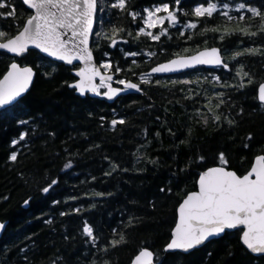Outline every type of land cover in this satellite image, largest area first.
<instances>
[{
  "label": "trees",
  "instance_id": "16d2710c",
  "mask_svg": "<svg viewBox=\"0 0 264 264\" xmlns=\"http://www.w3.org/2000/svg\"><path fill=\"white\" fill-rule=\"evenodd\" d=\"M3 2L11 7H0V31L13 36L33 12L23 0ZM209 2L227 3L234 19L224 17L223 9L211 17L192 15L195 6ZM239 3L264 13V0H181L180 23L164 24L168 32L158 41L137 38L142 19L134 20L126 6L113 7L109 34L94 40L96 58L109 60L115 72L121 69L119 77L141 82L143 91L112 103L80 96L69 86L79 65L35 49L21 57L0 50V78L15 59L37 70L30 91L0 112V219L7 221L0 264H131L144 248L155 252L159 264H264V254L255 255L243 244L242 228L189 253L164 251L179 204L197 189L203 170L221 164L220 153L240 174L264 154V103L258 97L264 82V32L259 31L264 21L247 8L237 11ZM12 8L15 16H8ZM190 21L197 22L195 29L184 27ZM214 28L221 31H204ZM239 28L258 34L245 35ZM113 29L123 30L115 36V48L110 40L105 46ZM150 31L159 34L160 27ZM214 45L222 48L228 68L199 66L150 75L149 83L140 79L156 63ZM238 52L244 54L233 59ZM241 67L251 78L248 83L245 77L244 87L237 74ZM121 119L124 123L112 126ZM53 180L57 183L45 193ZM85 222L93 228L94 243L83 232ZM121 235L124 241L112 247Z\"/></svg>",
  "mask_w": 264,
  "mask_h": 264
},
{
  "label": "snow or ice",
  "instance_id": "6c2138e0",
  "mask_svg": "<svg viewBox=\"0 0 264 264\" xmlns=\"http://www.w3.org/2000/svg\"><path fill=\"white\" fill-rule=\"evenodd\" d=\"M24 3L35 9V15L26 20L23 30L15 36H7L4 31H0V38L6 39V42H0V49L16 55H23L32 45L68 64H73L74 61H82L84 66L79 68L77 73L80 77L79 81L69 85L76 88L81 95L92 92L113 99L123 91L140 90L138 84L123 79L116 81V83L123 86L122 88L112 87L113 76L101 72V68L110 71L112 68L111 63L104 62L97 66L94 62L92 50L89 48V37L93 30L97 0H24ZM174 3V8L167 3H163L151 10L145 9L146 16L141 17V19L146 27L139 28L137 38H139V35H144L158 41L161 36L166 35L168 32V28L163 27L165 21H168L172 27L180 23L177 12H183V9L179 7L181 0H174ZM113 6L124 9L126 0H118V3ZM0 7L11 6L0 0ZM228 7L227 3L219 6L217 3L212 2L207 3L206 6L201 3L194 7L192 15L197 18L211 17L214 13L223 9L222 15L228 20H232L234 18L229 15ZM246 8L253 16L260 17L264 21V13H261L259 9L248 7L244 3H239L236 6L237 11ZM160 13H165V15H159ZM7 15L15 16V9L12 8ZM131 15L135 20L139 13H131ZM244 19L245 16L240 15L239 20L243 21ZM158 26L160 32L154 35L150 29H155ZM184 27L195 29L197 22L190 21ZM236 30L250 36L258 34L248 28ZM121 31L123 30L113 29V35L106 37L111 41L113 47L118 42L115 36ZM204 31L221 30L214 28L205 29ZM223 31L230 34L228 29ZM259 31L264 32V23H261ZM181 34L183 35V32ZM221 39H223V35ZM259 51V49L246 50L249 54ZM243 54L238 52L232 58L236 59V57ZM129 55H137V53H130ZM148 55L154 56L155 53H149ZM199 65H215L228 68V64L224 62L219 49L206 48L202 51L198 50L194 55H178L176 59L152 68L151 73L177 72L195 68ZM116 71L119 72L121 69L117 68ZM151 73L142 75L140 77L141 81L143 83L151 82ZM33 74L31 67H21L15 62L11 63L10 70L0 79V108L11 105L28 90ZM237 74L241 80L240 87L245 86L243 83L245 77H248V83H251L249 74L244 72L242 67ZM97 77L99 78V84L95 82ZM173 83H176V81H173ZM181 83L192 82L181 81ZM196 83H199V81H196ZM101 88L107 90L101 93ZM258 91L259 99L264 101V84L259 85ZM218 95L222 96V93ZM216 107H219V104ZM215 119L219 120L220 116L216 115ZM117 123L122 124L124 121L122 119L111 121L113 127ZM20 139H24V136L22 135ZM13 143H18V141ZM10 159L15 161L17 154L13 153ZM200 159L203 160V157ZM219 160L221 166L208 168L204 171L199 176V190L188 194L180 204L178 209L179 221L175 226L172 239L165 246L164 251H189L200 246L210 237L219 236L227 229H236L243 226V244L253 253L264 254V154L255 158L253 166L243 176L237 175L235 171L226 168L228 161L223 153L219 154ZM65 167H70V163L66 164ZM56 183L57 181L53 180L43 191L47 193ZM161 191L164 190L161 189ZM75 211L79 212L80 209ZM4 227L5 225L0 223V229ZM83 232L92 239L93 243L95 242L93 228L88 226L86 222ZM124 239V236L121 235L119 240L110 242L111 246L116 247ZM153 259L154 253L144 248L135 256L133 264H153Z\"/></svg>",
  "mask_w": 264,
  "mask_h": 264
},
{
  "label": "water",
  "instance_id": "95a60500",
  "mask_svg": "<svg viewBox=\"0 0 264 264\" xmlns=\"http://www.w3.org/2000/svg\"><path fill=\"white\" fill-rule=\"evenodd\" d=\"M23 2H24V0H23ZM25 4H26V3H25ZM26 6H27L30 10H32V12H33L32 15H35V9H32L28 4H26ZM97 13H98V0H97V11H96V14H95V17H94V22H93V30H92V34H91L90 37H89V48L92 50L95 64H96L97 66H99L100 63L97 61V58H96V55H95V52H94V49H93V38H94V33H95V28H96ZM32 15H30V16H32ZM30 16H29V17H30ZM29 17H28V18H29ZM25 24H26V22H25ZM25 24H24V26H25ZM24 26H23V27H24ZM22 30H23V28H22L20 31H22ZM18 33H19V32H18ZM18 33H16L15 35H17ZM15 35H13V36H15ZM0 42H6V39H4V40H0ZM206 48H207V49H211V48H217V49H219V50H220V54H221V56H222L224 62L227 63V60H226L225 55H224V53H223V50H222V48H221L220 46H218V45L207 46V47L201 48V49H199V50L202 51V50H205ZM30 49L38 50V51L41 52L43 55H45V56H47V57H50V58L53 59V60H56V61L62 62V63H64V64H66V65H79V67H78L77 69H74V70H73V73H74V75L76 76V79H75V81L71 82L70 85H72V84H74V83H77V82L79 81L80 77L77 75V73H78L79 68H81V67L84 66L82 61H74L73 64H68L67 62H65V61H63V60H60V59H58L57 57H53V56L49 55L48 53H44L41 49H38V48H36L35 46L30 45L28 51H29ZM0 50H2V49H0ZM2 51H6V50H2ZM28 51H27V52H28ZM197 51H198V50H197ZM197 51H195V52H193V53H189V54H179V56H190V55H194V54H196ZM6 52H7V51H6ZM8 53H9L10 55H12V56H15V57H21V56H22V55H16V54H13V53H10V52H8ZM177 57H178V55L173 56V57H171V58H169V59L163 60V61H161V62H159V63H156L152 68L157 67V66L160 65V64L167 63V62L171 61L172 59H176ZM13 62L19 64L21 67H24V66L31 67V68L33 69V73H34V74H33L32 82H31V84L29 85L28 90H27L24 94H22V96H21L20 98H18L17 101L13 102L11 105H13L14 103L20 101V100H21V99H22V98H23V97H24V96L30 91V89L32 88L33 83H34V81H35L36 74H37V70H36L32 65H29V64H26V65H25V64H22L21 62H19V61L16 60V59L13 60L11 63H13ZM11 63H10V65H11ZM227 64H228V63H227ZM10 65H9L7 71L10 70ZM199 66H205V67H208V68L219 67V66H215V65H199ZM199 66H196L195 68H197V67H199ZM228 66H229V64H228ZM152 68H151V69H152ZM195 68H189V69H185V70H182V71H177V72H166V73H151V69H150V70L148 71V73H151V75H161V76H162V75H173V74L183 73V72H186V71H189V70L195 69ZM7 71L3 74V76L6 75ZM101 72H102V74L112 75V76H113L112 87H114V88H122V87H123L122 85H116V84L114 83V82H115V77H116V73H115V72H112V71H105L103 68H101ZM3 76H2L0 79H2ZM126 81H130V82H132V83H136V84H138L139 87H140V90H139V91H137V90H127V91H123V92L119 93L115 98H113V99H108L107 97H105V96L102 95V94L97 95V94H94V93H92V92H86L84 95H81V94L79 93V91H78L76 88H75V89H76L77 94H79L80 96L85 97V96H87V95L89 94L90 96L98 97V98H102V99H105L106 101L111 102V103L114 102V101H115L120 95L127 94V93H131V92H136V93H138V92H142V91H143L142 83H141V82H139V81H135V80H131V79L126 80ZM95 82H96L97 84H99V78H98V77L96 78V81H95ZM261 84H264V82H262ZM72 88H73V87H72ZM106 90H107V89L105 88L104 91H106ZM104 91H103V92H104ZM100 92H101V90H100ZM103 92H101V93H103ZM258 97H259V91H258ZM259 100H260V99H259ZM260 101H261V100H260ZM261 102L264 103V101H261ZM11 105L4 106V107L0 108V112H1L3 109H6V108H8V107L11 106ZM259 155H262V154H259ZM259 155H257V156H259ZM257 156H256V157H257ZM256 157H255V158H256ZM255 158H254V161H255ZM254 161H253V164H254ZM253 164H252V166H253ZM218 166H221V164L214 165V166H211V167H209V168H212V167H218ZM252 166H251V167H252ZM226 168H227L228 170L235 171V172L237 173V175H240V176H243L244 174H246V173H244V174H240V173L237 172L235 169H233V168H229L228 166H226ZM207 169H208V168H207ZM207 169L203 170V171L200 173V175L203 174V172L206 171ZM200 175H199V176H200ZM198 180H199V177H198ZM198 180H197V189L190 191L188 194H190V193H192V192H196V191L199 190ZM188 194H187V195H188ZM187 195H186V196H187ZM186 196L183 198V200L186 198ZM183 200L181 201V203L183 202ZM181 203H180V204H181ZM180 204H179V206H180ZM179 206H178V209H179ZM178 221H179V212H178V217H177V222H176V224L178 223ZM0 223H2V224L5 225V227H4L3 229H0V237H1V236L3 235V233H4L5 229H6V227H7V221H1V219H0ZM176 224H175V226H176ZM175 226H174L173 231H172V236H173V233H174ZM238 228H242V229H243V226H240V227H238ZM238 228H236V229H238ZM236 229H227L224 233L220 234L219 236H212V237H210L208 240H206L203 244H201L200 246H198V247H196V248H199V247L205 245L206 243H208L209 241H211V240H213V239H216V238H219V237L223 236L227 231H233V230H236ZM171 239H172V237H171ZM171 239H170V240H171ZM241 240H242V235H241ZM169 242H170V241H169ZM169 242H168V243H169ZM168 243H167V244H168ZM167 244H166V245H167ZM245 246H246V245H245ZM246 247H247V246H246ZM196 248H193V249H191V250H189V251L171 250V251H167V253H168V252H175V251H181V252L189 253V252L193 251V250L196 249ZM147 249L150 250V251H152V252L154 253L153 264H159L160 261H156V254H155V252H154L151 248H147ZM142 250H143V249H142ZM250 252H251V250H250ZM252 253H253V252H252ZM253 254H255V255H262V254H257V253H253ZM162 259H163V258H162ZM161 261H162V260H161ZM133 262H134V259H133V261H132L131 264H133Z\"/></svg>",
  "mask_w": 264,
  "mask_h": 264
},
{
  "label": "flooded vegetation",
  "instance_id": "af4514ba",
  "mask_svg": "<svg viewBox=\"0 0 264 264\" xmlns=\"http://www.w3.org/2000/svg\"><path fill=\"white\" fill-rule=\"evenodd\" d=\"M137 2V3H135ZM116 3H118V0H98V13H97V20H96V28H95V39L96 36H98V40H102L105 36V34H109V15H111V13L114 11L115 8H113ZM163 3H167L170 5V7H175V3L174 0H152L150 1L147 5L142 2L141 0H126V8L127 11L132 12V13H139V15L137 16L139 19L141 17H144L145 15V9H153L156 6H159ZM181 9H184L183 7H181ZM121 10V9H120ZM178 13H182V12H177ZM165 13H160L159 15H164ZM140 21V20H139ZM170 24L168 21H165L164 24ZM138 27H140V25H142L141 27L144 26L143 21L141 20L140 24H137ZM107 44H105V46L109 47V39L107 40ZM106 43V42H105ZM125 45V44H123ZM118 44H116L115 47H117ZM112 48H115L113 46H111ZM111 54V53H110ZM110 56V55H109ZM112 71V70H111ZM113 72V71H112ZM115 72V71H114ZM116 73V78H115V83L118 80H127L126 78H122L119 77L118 73ZM118 84V83H116Z\"/></svg>",
  "mask_w": 264,
  "mask_h": 264
},
{
  "label": "rangeland",
  "instance_id": "374dc122",
  "mask_svg": "<svg viewBox=\"0 0 264 264\" xmlns=\"http://www.w3.org/2000/svg\"><path fill=\"white\" fill-rule=\"evenodd\" d=\"M165 15V14H164ZM145 16H146V13H145ZM143 27H146L145 25L143 26ZM97 38H98V36H96ZM116 40H118V38L116 39ZM122 39H120V41H121ZM109 60H107V59H104V61L102 62V63H104V62H108Z\"/></svg>",
  "mask_w": 264,
  "mask_h": 264
}]
</instances>
